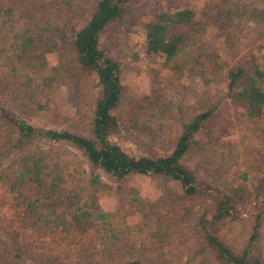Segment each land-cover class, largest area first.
Returning <instances> with one entry per match:
<instances>
[{"label":"trees","instance_id":"1","mask_svg":"<svg viewBox=\"0 0 264 264\" xmlns=\"http://www.w3.org/2000/svg\"><path fill=\"white\" fill-rule=\"evenodd\" d=\"M130 1L95 0L77 24L54 23L53 12L41 6L0 3V206L11 204L22 233L13 234L0 218V264H22L26 259L34 264H67V258H75L76 264L261 262L255 248L258 221L238 250L216 232L218 221L226 223V219L230 222L238 216L235 205L240 198L234 196L230 183H226L229 192L220 196L212 213L204 211L193 222L192 212L187 211L191 217L186 218L165 215L162 200L145 201L120 182L116 185L120 200L140 211L137 221L129 222L125 216L133 210L124 205L115 210L101 206L99 193L115 185L102 179L96 169L118 181L131 173L169 174L180 181L186 195H192L202 188L195 173L183 163L184 157L195 151L206 169L218 168L211 167L212 143L200 136L208 133L204 123L217 104L182 120L165 151L155 146L162 129L157 111L147 114L137 129L149 139L140 152H131L119 142L121 64L100 43V37L110 23L118 26L127 20L128 25L143 20L145 50L162 53L164 62L178 75H199L207 84L224 75L226 90L248 102L236 121L242 124L241 138L259 137L264 144V0H235L227 7L231 16L242 14L256 24L260 34L258 39L250 37L254 50L243 61L222 53V49L234 48L229 47L234 38L225 37L218 45L207 43L201 31L208 17L196 15L192 7L170 2L143 12L141 19ZM60 44L71 48L73 69L79 77L88 73L96 79L97 93L85 117L86 133L28 119L52 116V88L70 83L67 69L46 62V54L59 49ZM64 143L83 151L88 169L74 152L63 147ZM259 179V186H263L264 175ZM89 236L97 242L92 248L81 244V239ZM44 239L54 240L56 247L40 245Z\"/></svg>","mask_w":264,"mask_h":264},{"label":"rangeland","instance_id":"2","mask_svg":"<svg viewBox=\"0 0 264 264\" xmlns=\"http://www.w3.org/2000/svg\"><path fill=\"white\" fill-rule=\"evenodd\" d=\"M94 1L0 0V3L5 5L20 3L30 7L35 5L36 8L41 6L45 11L53 12L51 17L54 23L59 21L61 23L79 21L80 23ZM232 1L235 0H131L129 4L134 12L142 17L141 19L145 17L142 15L143 12L153 11V8L170 2L182 7H192L196 15L203 14L208 17L201 31L202 36L209 41L207 43L218 45L225 37L234 38L233 44L229 46L234 48L232 50L222 49V53L224 56L229 55L233 60L243 61L250 57V53L254 50L251 45L255 42L250 41V37L258 39L260 34L257 33L256 24H252L246 16L242 14L231 16L227 7ZM249 10L251 9L247 7V11ZM56 12L61 18L56 15ZM128 21L118 26L110 23L100 37V43L109 48L110 53L121 64L123 98L118 107L119 117L122 120L120 131L122 136L119 142L131 152H140L144 148L143 142L149 141L146 135L138 131L141 122L145 123L143 119L147 114L150 115L153 111H157L162 129L158 131L160 135L155 146L159 147L160 152L165 151L171 147L182 120H188L198 111L217 104L211 116L204 123L203 128L208 133H201L200 136L212 143L211 147L214 149L210 153L214 156H211L213 159L211 167L218 168L206 169L207 166L195 151H193L194 154L184 157L183 163L195 173L196 181L202 188L199 193L192 195H186L180 181L169 174L131 173L126 175L122 181H118L97 168L96 171L101 173L102 179L115 185L112 190L99 193L101 206L107 210H115L124 205L128 211L133 210L125 216L127 221H137L140 211L135 209V206L125 204L120 200L116 185L122 182L126 190H133L145 201L162 200L164 207L161 211L165 215L191 217L186 215L188 211L193 213L191 221L194 222L196 217L204 211L212 213L220 196L229 192L227 190L229 185L226 183H230L234 196L240 198L235 205L238 216L230 222L228 219L225 220L226 223L218 221L216 225L219 229L216 232L220 237H225L227 243L234 245L238 250L247 241L254 222L258 221L259 233L255 248L261 256L260 264H264V185L259 186L262 182L259 178L264 175V144L258 139L259 137L257 139L241 138L244 132L240 128L242 124L236 122L239 119L238 114L245 109L248 102H242L239 94L226 90L224 75L220 79L217 77L219 80H213L207 84L199 75L175 73L164 62L162 53L145 50L142 43L146 31L143 20L131 25H128ZM132 53H136L135 56ZM73 56L68 44H60L59 49L46 54L48 64L59 65L68 70L69 78H66L70 79V83L54 85L52 88L49 107L52 116L28 119L39 125L70 128L86 133L84 129L86 112L94 101L98 88L94 86L96 79L92 74H81V78L77 75L73 69ZM147 94L150 95V99H146ZM135 121L138 124L134 125ZM63 147L74 152L81 164L88 169L89 160L82 150L66 143ZM2 192L3 189H0V203ZM186 206L188 210L185 209ZM0 218L4 226L13 234H22L15 210L8 202L0 206ZM39 244L47 249L56 247L54 240H40ZM81 244L92 248L97 242L89 236L82 238ZM65 261L67 264H76L75 258H67ZM21 263L34 264L29 259Z\"/></svg>","mask_w":264,"mask_h":264}]
</instances>
